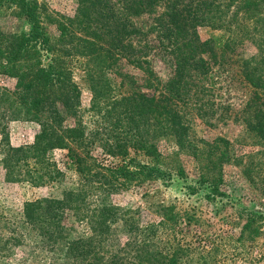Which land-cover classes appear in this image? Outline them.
<instances>
[{"label": "trees", "instance_id": "16d2710c", "mask_svg": "<svg viewBox=\"0 0 264 264\" xmlns=\"http://www.w3.org/2000/svg\"><path fill=\"white\" fill-rule=\"evenodd\" d=\"M101 1L76 0L74 16L57 23L58 37L51 42L41 5L12 0L26 31L8 37L0 32V74L14 80L12 90L0 92V102L8 99L12 120L33 122L38 129L29 144L11 147L0 126L4 181L37 189L57 183L63 172L50 158L54 151L64 152L77 181L60 197L23 202L20 219L0 214V264H216V246L207 249L186 232L196 223L193 212L156 206L155 219L139 222L137 211L110 197L169 183L170 171L160 168L162 145L185 150L197 161V183L207 200L226 196L222 165L233 156L231 142L196 138L191 128L194 115L204 120L213 111L205 93L216 82L230 86L235 79L248 89L237 115L250 146L264 152V0ZM157 7L162 12L141 32L133 19ZM202 28L226 36L201 40ZM151 32L169 63L168 76L155 78L150 94L121 90V81L114 85L105 73L116 74L122 61L148 71L143 38ZM243 41L255 53L239 56ZM77 60L91 92L89 110L98 113L104 129L100 152L91 150L81 125L80 89L72 79ZM249 172L243 165L242 174ZM241 215L245 235L237 241H250L264 227V212Z\"/></svg>", "mask_w": 264, "mask_h": 264}, {"label": "rangeland", "instance_id": "374dc122", "mask_svg": "<svg viewBox=\"0 0 264 264\" xmlns=\"http://www.w3.org/2000/svg\"><path fill=\"white\" fill-rule=\"evenodd\" d=\"M44 10L42 13V27L50 39L55 41L58 37L57 23L64 22L66 18H72L76 10V0H36ZM108 0L101 2L107 3ZM112 1V0H111ZM116 1V0H113ZM162 12V7H157L152 13L144 14L133 19V23L141 32L150 30L154 19ZM25 22L17 15V9L12 0H0V32L4 36H11L26 31ZM226 32L208 28L198 29L201 40ZM147 45V64L143 67L148 71L142 72L131 65L121 62L119 69L108 71L105 77L116 85L121 81V90H135L136 92L153 93L155 78L162 81L168 76L169 63H166L165 55L158 50L151 32L143 38ZM140 41V44L143 43ZM243 48L239 56L248 57L255 53L254 46L243 41ZM163 55V56H161ZM72 79L80 89V116L81 125L91 141V150L101 151L104 138V129L100 125L97 112L90 111L91 92L83 74L81 61L72 64ZM235 84L230 86L226 82H216L214 89L205 93L209 104H213L212 112L204 120L192 117V131L196 138L210 141L215 137H223L232 144L233 156L228 164L222 165V179L226 196L216 197L209 201L204 196L207 193L203 185L197 183L200 166L185 150L176 151L168 145L160 147V168L170 171V181L165 185L160 181L131 187L110 197L113 204L130 210L137 211L135 216L139 222L155 219L153 210L156 206L172 205L179 211L193 212L196 223L189 226L186 231L192 235L196 242L200 241L205 248L216 246V264H264V227L260 228L250 241H237L242 231L243 219L241 214L246 212H264V152L250 146L244 134L243 125L237 115L242 103L247 98L248 89L233 80ZM14 80L0 74V92L12 90ZM105 106L104 102L100 103ZM8 99L0 102V126L2 134L6 135V142L11 147H19L29 144L37 132V126L33 122L25 120H12L7 110ZM101 139V140H100ZM98 140V141H97ZM102 142V143H101ZM0 144V152H1ZM134 156L130 153V157ZM2 155L0 153V160ZM63 177L54 184L42 188H33L25 182L10 183L4 181L3 170L0 164V214L9 219L21 218L23 202L45 197H60L61 193L73 188L77 177L70 161L64 157V152L54 151L50 154ZM144 160L142 157H136ZM203 159V158H201ZM201 166L206 161H201ZM250 172L242 174L243 165H247ZM180 170V171H178ZM178 173V174H177ZM180 173V174H179ZM184 186L194 189L189 193ZM242 216V215H241ZM76 228V231H79ZM184 231V230H183ZM188 238L186 237V240Z\"/></svg>", "mask_w": 264, "mask_h": 264}]
</instances>
